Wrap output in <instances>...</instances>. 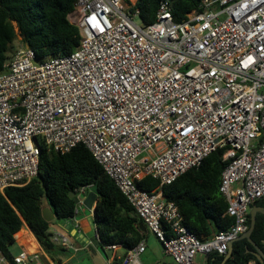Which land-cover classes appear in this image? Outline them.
<instances>
[{"label":"built area","instance_id":"obj_1","mask_svg":"<svg viewBox=\"0 0 264 264\" xmlns=\"http://www.w3.org/2000/svg\"><path fill=\"white\" fill-rule=\"evenodd\" d=\"M68 20L80 30L73 53L40 60L22 45L0 73V192L38 176L40 142L60 153L83 144L176 264L226 255L264 199V0H202L183 22L162 0L148 25L137 0H76ZM219 150L234 222L201 240L163 186ZM146 177L159 186L142 189ZM91 188L75 191V216ZM52 241L79 250L65 233ZM145 251L142 240L120 264ZM0 264L53 263L23 250L11 261L0 251Z\"/></svg>","mask_w":264,"mask_h":264},{"label":"trees","instance_id":"obj_2","mask_svg":"<svg viewBox=\"0 0 264 264\" xmlns=\"http://www.w3.org/2000/svg\"><path fill=\"white\" fill-rule=\"evenodd\" d=\"M75 1L0 0V73L11 57L18 37L24 46L35 51L40 60L73 53L80 42L79 28L68 20ZM161 1L137 0L144 24L156 20ZM201 1L170 0L174 21L183 22L188 13L199 10ZM40 148L38 176L27 185L0 192V251L7 258L12 259L9 248L24 223L43 249L54 253L57 246L52 241L50 227L55 222L44 218L45 203L54 211L56 220L70 221L75 217L77 207L70 193L87 185H92L91 190L98 194L93 223L100 248L106 251L108 246L117 244L127 251L143 240L142 222L133 207L87 147L80 144L67 153H60L40 142ZM222 157V150L214 152L200 166L163 186L165 199L178 206L183 224L201 240L227 230L234 222L226 214L228 204L219 191L225 166ZM159 184L152 177L139 182V186L148 191L156 189ZM255 205L264 207V199ZM250 224L249 216V227ZM251 238L264 251V214H257ZM253 250L248 240L235 241L232 256L225 264H248L251 261L262 264L251 253ZM223 260V255L210 253L205 264H221Z\"/></svg>","mask_w":264,"mask_h":264},{"label":"crops","instance_id":"obj_3","mask_svg":"<svg viewBox=\"0 0 264 264\" xmlns=\"http://www.w3.org/2000/svg\"><path fill=\"white\" fill-rule=\"evenodd\" d=\"M95 204L92 209L82 206L80 212L70 221H58L55 217L53 220L55 223L50 227L53 235L56 232L68 235L72 244L79 248L78 251L65 249L55 244L57 250L54 253L46 252L26 223L15 235L14 245H17L20 252L25 250L32 253H45L53 264H119L126 255V249L119 245V248L112 250V254L109 255L108 249L104 251L98 246L93 223ZM46 207L49 208L45 203L44 208ZM141 231L146 244V251L140 257L141 264H176L173 258L165 253L162 243L143 223ZM10 254L11 258L16 256L11 251ZM204 256L202 264H205L207 255Z\"/></svg>","mask_w":264,"mask_h":264},{"label":"water","instance_id":"obj_4","mask_svg":"<svg viewBox=\"0 0 264 264\" xmlns=\"http://www.w3.org/2000/svg\"><path fill=\"white\" fill-rule=\"evenodd\" d=\"M97 192L94 190H91L87 197L84 199V205L88 208V209H92L93 205L96 203L97 200ZM70 197L72 199H74L75 203H78V198L76 197V192H71L70 193ZM257 214H264V207L263 206H257L254 205L252 206L251 210H250V219H251V224L249 229L247 230V232H245L244 234H242L236 241H240L243 239L248 240V242H250V244L253 246L254 250L251 251V253L256 257V260L261 262L262 264H264V251L252 240L251 238V234L255 228V224H256V216ZM43 216L44 218L51 222L54 220L55 213L51 208H44L43 209ZM233 245L234 242L230 243V247L228 250V253L226 255H224V260L222 261L221 264H225L226 261L231 258L232 253H233ZM107 253L109 255L112 254V250H107Z\"/></svg>","mask_w":264,"mask_h":264},{"label":"rangeland","instance_id":"obj_5","mask_svg":"<svg viewBox=\"0 0 264 264\" xmlns=\"http://www.w3.org/2000/svg\"><path fill=\"white\" fill-rule=\"evenodd\" d=\"M22 42L20 40V37H18V39L15 41V44H14V48L12 49L11 53H10V56H13L14 53L17 51V49H19L21 46H22ZM251 209H249V212H250ZM9 250L14 254V255H18L20 253V249L17 247V245H11ZM204 255H198L196 256L195 258V262L196 264H202L203 263V260H204Z\"/></svg>","mask_w":264,"mask_h":264}]
</instances>
